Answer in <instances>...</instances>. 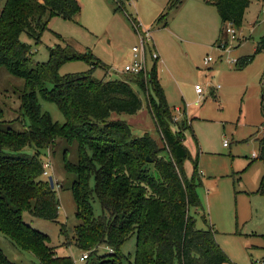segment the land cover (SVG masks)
Wrapping results in <instances>:
<instances>
[{
    "label": "trees",
    "instance_id": "trees-1",
    "mask_svg": "<svg viewBox=\"0 0 264 264\" xmlns=\"http://www.w3.org/2000/svg\"><path fill=\"white\" fill-rule=\"evenodd\" d=\"M252 0H206L216 6L225 24L237 29L243 25ZM264 4V0H261ZM120 7L121 3L117 2ZM183 0H169L167 12L158 21L167 26L170 10ZM82 10L80 0H6L0 12V66L22 77L26 90L21 96V111L29 123L24 130L3 124L0 108V231L20 250L34 254L40 264H76L70 256H57L49 245L50 237L33 228L23 218L25 212L42 219L57 221L60 201L56 188L43 181L42 150L54 149L59 142L78 144L79 163H67L75 175L72 190L79 223L74 227V244L89 251L86 264H123L121 246L136 238L133 264H224L229 256L216 240L212 226L198 228L191 209L202 207L196 190L198 162L193 178L186 175L184 164L191 158L185 144L192 130L191 119L175 120L165 91L159 81L157 63L148 73L151 98L149 111L160 134L162 146L150 134L133 137L127 121L113 119V113L135 114L143 106L134 85L145 86L144 74H128L123 79H100L94 75L102 65L90 50L78 51L71 43L48 48L46 61H34L30 44L20 38L26 33L36 42L51 16L74 18ZM135 29V20L128 15ZM59 37L62 39L61 35ZM222 42L221 38L218 39ZM257 53H264V35L253 55L238 57L235 68H246ZM85 60L92 67L86 71L62 75L61 66L72 60ZM52 84L51 87L48 84ZM58 105L65 116L63 124L42 109L38 96ZM260 110L263 135L259 138L258 158L264 161V74ZM34 149L35 154H28ZM149 158V159H148ZM95 177V188L90 178ZM264 193V175L259 187ZM96 195L102 216H95L92 198ZM206 220V217H204ZM107 244L113 252L99 254ZM0 264L12 263L0 248ZM132 264V263H131Z\"/></svg>",
    "mask_w": 264,
    "mask_h": 264
},
{
    "label": "rangeland",
    "instance_id": "rangeland-1",
    "mask_svg": "<svg viewBox=\"0 0 264 264\" xmlns=\"http://www.w3.org/2000/svg\"><path fill=\"white\" fill-rule=\"evenodd\" d=\"M6 0H0V12ZM80 0L81 12L66 19L59 14L51 16L40 42L26 33L21 40L30 44L34 61H46L48 48L55 44L71 43L78 51L90 50L108 68L99 65L94 75L100 79H123L128 74L125 65L133 58L132 47L139 42V32L128 15L140 22L143 29L152 31L154 43L162 57L156 61L159 81L165 91L173 115L181 120L182 109L192 124L186 134L185 144L191 158L184 164L186 175L193 178L194 161L198 163L199 177L196 190L202 207L192 208L198 228L211 224L217 230L216 240L230 258L224 264H264V193L259 187L264 175V161L258 158L259 138L263 135V117L260 110L262 99V77L264 53H257L244 69L235 68V60L244 55H253L257 42L264 35V4L252 0L247 8L243 25L235 35L224 30L215 5L206 0H183L169 11L168 26L158 17L167 12L168 0ZM61 35L62 39L59 37ZM227 42L222 50L218 39ZM222 46V48H224ZM212 57L208 64L204 58ZM149 66L153 62L149 59ZM92 65L82 59L64 63L62 75L90 69ZM143 89L134 85L143 100L142 108L135 114L113 113V119L127 121L133 137L148 133L162 146L160 134L149 111L151 98L157 100L153 89L149 90L144 76ZM204 87V99L198 103L195 84ZM52 84H48L51 87ZM26 90L24 78L0 66V108L5 126L24 130L29 119L21 111V96ZM44 111L63 124L65 116L54 102L38 96ZM180 108L181 111H177ZM227 141V145L224 142ZM35 154L34 149H27ZM40 157L45 164L51 163L46 181L54 178L60 208L57 221L35 217L28 212L23 218L33 228L50 237L49 245L57 256H70L76 264L84 251L73 242L74 227L79 223L77 206L72 190L75 175L68 170L67 163H79L78 144L59 142L52 150H42ZM94 175L90 178L95 188ZM95 216H102L103 209L93 196ZM206 216V220L204 218ZM0 248L14 264H40L39 259L28 251L17 248L0 231ZM136 238H129L121 252L126 256L123 264L135 261ZM110 252L107 244L98 248L99 254Z\"/></svg>",
    "mask_w": 264,
    "mask_h": 264
},
{
    "label": "built area",
    "instance_id": "built-area-1",
    "mask_svg": "<svg viewBox=\"0 0 264 264\" xmlns=\"http://www.w3.org/2000/svg\"><path fill=\"white\" fill-rule=\"evenodd\" d=\"M115 1L121 3V0H115ZM135 23L137 25L136 31L139 32V42L132 47V51H133L132 61L125 65L124 71L130 74L143 73L145 76H147L151 70V67L149 66V59L154 64L157 60L160 59V54L155 47L152 31L149 29H143L140 22H137L136 20H135ZM224 29L230 35H235L237 33V28L233 26L231 23L225 24ZM226 43L227 42L222 41L221 45H219L218 47L221 48L222 50H226L228 49V47L227 48L224 47ZM222 46L224 48H222ZM211 60H212L211 56L207 57L204 59V63L208 64V62H210ZM195 91L199 96V99L197 100V102L200 103L204 99L203 85L200 83H197L195 85ZM177 111H181L180 108H178ZM182 112L184 113L183 109H182ZM174 118L175 120H178L176 116H174ZM224 145H227V141L224 142ZM50 167H51V163L46 162L44 164L43 175H46V176L49 175L48 168ZM110 252H113V248H110ZM88 255H89V251L83 252V254L80 256V260L82 261V260L87 259Z\"/></svg>",
    "mask_w": 264,
    "mask_h": 264
},
{
    "label": "water",
    "instance_id": "water-1",
    "mask_svg": "<svg viewBox=\"0 0 264 264\" xmlns=\"http://www.w3.org/2000/svg\"><path fill=\"white\" fill-rule=\"evenodd\" d=\"M149 159V158H148ZM49 182H50V186L52 187V188H55V182H54V178L52 177V176H49Z\"/></svg>",
    "mask_w": 264,
    "mask_h": 264
},
{
    "label": "crops",
    "instance_id": "crops-1",
    "mask_svg": "<svg viewBox=\"0 0 264 264\" xmlns=\"http://www.w3.org/2000/svg\"><path fill=\"white\" fill-rule=\"evenodd\" d=\"M169 1V0H168ZM259 1H261V0H259ZM262 2V1H261ZM168 3V2H167ZM263 3V2H262ZM167 26H168V24H167ZM164 27V26H163ZM166 27V26H165ZM155 47H156V49H157V46H156V44H155ZM157 51L159 52V50L157 49ZM160 54V53H159ZM160 58L162 59V57H161V55H160ZM205 59V58H204ZM197 84V83H196ZM195 84V85H196ZM167 97V96H166ZM168 100V99H167ZM169 103V102H168ZM178 109V108H177ZM188 114V113H187ZM204 217H206L205 215H204ZM210 226H212L214 229H215V227H214V225H210Z\"/></svg>",
    "mask_w": 264,
    "mask_h": 264
}]
</instances>
